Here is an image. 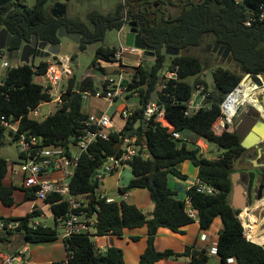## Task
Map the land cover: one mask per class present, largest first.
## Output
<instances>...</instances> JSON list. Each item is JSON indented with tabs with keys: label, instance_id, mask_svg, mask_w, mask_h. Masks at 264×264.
<instances>
[{
	"label": "trees",
	"instance_id": "obj_1",
	"mask_svg": "<svg viewBox=\"0 0 264 264\" xmlns=\"http://www.w3.org/2000/svg\"><path fill=\"white\" fill-rule=\"evenodd\" d=\"M55 1L36 0L33 6H29L21 0H14L0 7V30L5 27L13 35V42L8 48L13 57H17L23 41L31 39L33 34L49 44L61 43L58 30L62 24H66L69 31L81 34L78 49L85 50L89 43L104 40L108 30H118L126 24L124 17L136 20L140 24L139 31L143 40L154 51L155 58L141 59L135 67L128 91L131 94L137 92L143 106L151 100L164 104L165 115L173 125V130L180 133L189 129L197 137L195 145L190 147L181 137H173L169 127L154 119H143L144 108H141L127 119L122 129L111 130L109 139L94 140L80 155L79 164L70 181L73 192L81 197L95 193L100 185L97 180L93 182L96 170L108 156L121 153L124 138L136 136L142 147L129 162L133 178L120 191L126 193L135 188H146L155 207L152 215L148 216L137 205L124 199L113 202L94 199L91 205L93 210L96 209V203L100 206L95 233L74 235L67 241L66 248L73 252L70 264H126L120 248L110 246L106 251L99 252L92 237L109 233L122 236L125 228L145 224L148 226V244L139 264H157L161 259L178 256H188L191 264H206L210 258L206 249L187 246L184 251L176 252L155 247L160 228L166 227L182 233L184 226L195 221L186 212V199L177 198V193L168 183L171 176L187 179V174L179 167L186 160L198 167V178L219 190L216 195H210L192 186L188 195L193 209L198 213L201 229H209L217 217L222 220L216 244L220 263L264 264V245L245 235L239 218L241 211L232 205L233 173L240 170L235 168V164L239 163L238 160L247 151L241 145L242 135L237 130H225L217 134L213 128L221 116L220 104L224 98L240 82L232 96L251 86L248 79L242 82L244 75L250 73L264 76V23L259 27H249L244 23L262 0H246L242 4H236L234 0H125L113 12L94 14V26L67 14L63 17L53 15L51 10ZM165 5L176 7V13L166 11ZM212 42L231 48L230 58L240 67V72L217 65L210 59L203 60L192 53L194 49ZM167 47L180 49L181 53L168 55ZM116 51V46L99 45L95 56L100 61L110 63L115 61ZM167 57L170 58L168 64ZM100 61L95 60V63L104 70ZM47 65L45 60L39 65L20 62L17 67H8L2 79L3 85H0V116L18 121L20 131L36 135L44 147L66 149L65 153L69 156L70 144L78 143L81 120L88 115L83 110V92L95 90L97 83L91 76L77 83L72 76L67 90L62 94L61 106L44 120H37L29 114V109L52 101L42 86L34 82L35 74L44 73ZM211 67L214 85L209 90L205 79L199 75ZM167 70L176 71V77L166 79L164 72ZM194 76L197 78L191 83L189 78ZM199 83H204L209 92L206 100L208 105L192 115H186L188 101ZM6 129L0 127V145L4 141ZM10 132L17 137L16 132L11 129ZM199 139L217 144L223 149L222 154L218 158L204 157L197 144ZM8 171V161L0 156V201L11 207L15 204L16 186L5 184ZM20 188L24 191L25 199H36L34 188ZM44 202L50 205L55 218L68 209L66 202L55 194L49 195ZM37 212L32 211L19 218L0 216V221H21L20 227L5 232L6 236L20 232L30 243L57 239V220L55 227L39 225L33 228L29 225L30 219L39 214ZM230 258H233L232 262H229ZM55 264L64 263L60 261Z\"/></svg>",
	"mask_w": 264,
	"mask_h": 264
},
{
	"label": "built area",
	"instance_id": "obj_2",
	"mask_svg": "<svg viewBox=\"0 0 264 264\" xmlns=\"http://www.w3.org/2000/svg\"><path fill=\"white\" fill-rule=\"evenodd\" d=\"M246 0H234L236 4H242ZM245 25L249 27H259L264 23V0L258 3L257 9L251 11L245 20ZM125 28L124 24L120 29H118V36L120 40V45L117 47V51L114 55V62L119 66L118 70L120 76L115 78H109L102 80L101 83L97 84L95 90H87L83 92V99H87L91 96L104 98L109 107H112L117 99H122L124 103L121 114L126 119L135 115L137 111L144 108L143 119L149 120L154 119L156 122H160L163 126L169 127L172 136L175 138H180V133L173 130V125L167 119L165 115L164 104L158 102L157 100H151L145 104V106L139 103H131L127 101L128 85L132 81L133 76L130 78L125 76L126 66L123 59L126 54L138 55L141 59L143 55V50L136 46L127 45L125 42ZM69 55H62L61 53L51 55L47 57L46 63L47 68L44 73L35 74L34 82L41 85L42 89L48 93L51 97L56 96V100L62 104V94L67 89H61L60 84L62 81L69 79L74 75L73 69L71 68L72 62ZM15 64H11L9 61L5 60L3 66L5 67H17L20 64L18 55L14 58ZM22 63V62H21ZM36 70V67L34 68ZM164 76L166 79L175 78L176 71H165ZM252 77L250 73L242 80L245 81L249 77ZM241 83V82H240ZM239 83V84H240ZM238 84V85H239ZM250 84H254L250 80ZM0 85H3V81L0 80ZM238 85L224 98L221 107V116L214 123L213 128L218 129L217 134L223 133V131L228 130L232 126L241 104L244 102L239 101L237 98L231 100L235 89ZM257 85V84H256ZM264 86V85H263ZM262 86V87H263ZM196 92L198 94V99H191L188 101L187 107L185 109L186 115H192L199 109L206 107L208 105L207 97L209 92L206 91V85L204 83H199L197 85ZM4 94L3 91H1ZM134 94H139L136 92ZM8 95V93H6ZM41 105V104H40ZM40 105L36 108H30L29 114H37ZM82 129L78 136V146L80 147V152L76 155H67L66 150L63 148H52L44 147L43 142L39 137L33 134H28L26 132L20 131V126L18 121H13L12 118H7L4 115L0 116V127H6L17 133V138L19 139L18 151L22 157V162L20 167H12V173H21L24 178V186L34 188L36 199L45 200L49 195L55 194L62 201L67 204V211L63 214L57 215L56 220L62 225L61 237L64 240L66 247L67 241L74 235L89 234L91 235L95 230L97 223V214L100 210V206L96 203V209L93 210L91 207L92 201L105 199L107 202L115 201L114 198L109 197L101 192L88 193L83 197L76 195L71 188V178L75 173L80 160V155L82 152L86 151L89 145L96 139H109L111 130L114 127V123L111 115L107 111H101L98 113L88 114L86 118L81 120ZM215 130V128H214ZM230 131V130H229ZM216 132V131H215ZM123 150L119 155L108 156L101 167H99L94 178L99 182L103 183L105 177L111 173L118 171L124 166L129 165V162L139 153L141 144L138 143L136 136L124 138ZM53 171H58L61 174L59 178H52L49 176ZM193 186H196L197 190L210 195H216L219 190L198 178ZM186 212L190 217L197 219L198 213L193 209L191 204V198L186 199ZM241 215V214H240ZM239 215V216H240ZM55 217V216H54ZM241 219V217H239ZM244 226V233L249 239H254L251 237L248 219L242 220ZM21 221H0V230L8 232L15 231L20 227ZM29 225L33 228H37L39 225L46 227L47 225L42 222H34L32 218L29 221ZM211 253L216 254V247L210 250ZM27 248H22L19 252L5 257L1 264H25ZM73 257V252L67 248L66 257L63 260L64 264H70V260ZM233 258L229 259L232 262Z\"/></svg>",
	"mask_w": 264,
	"mask_h": 264
},
{
	"label": "crops",
	"instance_id": "obj_3",
	"mask_svg": "<svg viewBox=\"0 0 264 264\" xmlns=\"http://www.w3.org/2000/svg\"><path fill=\"white\" fill-rule=\"evenodd\" d=\"M62 2H65V0H63ZM118 67L119 66H117L116 68L118 69ZM127 101L136 103L138 105L140 103V97L137 94L130 93L127 94ZM123 105V102L119 105V113L121 112ZM85 112L87 114L97 113L94 111ZM113 129H116V127H113ZM118 129L120 130L122 129V127ZM197 144L200 146L201 152L202 148H206V144L202 139H199L197 141ZM179 167L183 173L187 174V179L183 180L171 176L169 177L168 183L169 187L177 193V198L187 199L189 197V189L195 184L198 179V167L189 160L182 162ZM49 176L52 178H59L61 177V174L58 171H53L49 174ZM132 178L133 173L131 166H124L118 171L111 173L105 177L103 183L101 184L100 192L114 198L115 200L124 199L128 203L135 204L145 213H153L155 203L151 199L149 191L146 188H135L129 190L126 193H121L120 188L128 185ZM22 180V184L20 186H16V189L14 190L15 204L13 206L7 207L0 201V216L6 218H19L31 213L32 211H38V215H44L46 218L54 216L50 205L45 203L44 200L25 199L24 191L20 188L21 186L25 187L23 176ZM13 181L14 176L13 174H11V172L9 175L8 171L4 182L7 185H14ZM15 191L21 192L18 197L16 196ZM117 192H119L118 196L113 195V193ZM256 207V211L264 212V203L256 205ZM252 209L247 211V219H250V216L255 213V209H253V211ZM254 216L259 220L260 230L264 231V214H260L259 216L254 214ZM255 217H253L252 219V224L256 226L255 222L257 220ZM34 222L41 221L37 220ZM221 228L222 220L219 217L215 218L213 224L209 229H201L198 219H195V221H193L192 223L184 226V232L182 233L174 232L169 228L162 227L160 228L156 236L155 247L158 250L173 249L176 252L184 251L187 246H192L199 250L206 249L209 255L211 257L213 256L208 260L206 264H221L218 255L210 252L212 248L216 247L218 234ZM93 233H95V230L93 231ZM93 237L96 248L99 252H104L108 247L115 246L123 251V257L126 264H139L140 257L145 251L148 244V226L145 224L139 227L125 228L122 236H117L109 233L105 235H94ZM250 240L264 245V241L260 242L254 239ZM22 248H27L25 264H55L57 262L63 261L67 253L66 244L62 237H58L53 241L30 243L25 240L23 234L20 235L15 233L12 236H6L5 231L0 230V264L5 257L19 252ZM157 264H191V260L188 256H178L161 259L157 262Z\"/></svg>",
	"mask_w": 264,
	"mask_h": 264
},
{
	"label": "rangeland",
	"instance_id": "obj_4",
	"mask_svg": "<svg viewBox=\"0 0 264 264\" xmlns=\"http://www.w3.org/2000/svg\"><path fill=\"white\" fill-rule=\"evenodd\" d=\"M23 3L29 5V6H33L34 3L36 2V0H21ZM61 1V0H60ZM63 1V0H62ZM125 0H69L67 1L68 4V10H67V15L72 17H78L81 20H83L84 22H86L89 26H94L95 23L92 22V16L94 14H107L110 12H113L116 7L124 2ZM164 9H166V11L168 10V12L170 13H176V7L170 6V5H165ZM128 27V24H127ZM127 30H129V27L127 28ZM99 45H105V46H110V47H118L120 45V40H119V36H118V30L117 29H110L106 32L105 35V39L99 42H93V43H89L87 45V48L85 50H80L78 49L77 51H74L73 53H69L68 52V48H69V40L67 38H61V54L62 55H69L70 57H74L73 59H75L77 61V65L72 64L71 68L73 69L74 72V77L76 78L77 83L79 81H81L83 78H85L86 76H91L97 84L101 83L102 80L105 79H109V78H115L117 79L120 76L119 70L116 68L118 65L115 63H109V62H105V61H100V59L96 58V50L98 48ZM205 46H201L199 48H196L192 51V53L200 56L203 60H207L210 59L212 60V62H216L215 64H221L223 67L225 68H229L233 71L236 72H240V67L232 60V59H228V61H224L221 62L220 60L216 61L214 57H212L211 55H207L206 52H204L202 49ZM181 53V51H180ZM15 57V56H14ZM14 57L11 55L10 51L8 49H4L0 52V80H2L3 78H5L8 67L3 66V62L5 60L9 61L11 64H15L17 62L14 61ZM144 56H141V59H143ZM47 59V57H40L37 56L35 57L31 62H33L35 65H39L42 61H45ZM140 57L138 55H134V54H126L123 62L124 64L127 66L126 67V74L125 76L127 78H130L131 75H133L135 67L140 63L141 61ZM146 59V58H145ZM147 59H151V58H147ZM95 60L100 61L101 65L104 67V70H102L99 67V64L95 63ZM152 61V60H151ZM170 62V58L167 57L166 63L168 64ZM119 68V67H118ZM213 67L211 68H206L204 69V71L199 75L201 78H204L206 83L209 86V90L213 87L214 85V79H213ZM247 76V74L244 75L243 79ZM262 80L264 81V76L259 75ZM197 77H190L189 81L191 83H194L195 79ZM35 79V77H34ZM242 79V80H243ZM248 80L254 84H251V86L253 87H257V88H261V90L264 92L263 87H260L255 81L252 80L251 76L248 78ZM68 81L64 80L61 82L60 84V88L61 89H67L68 87ZM257 84V85H256ZM256 92V91H255ZM257 96H255V102L252 101H244V102H248V105L244 108L243 105L241 104L240 109L238 111V115L241 116L243 115L247 110L250 111H255V110H259L261 112H264V95L262 94H255ZM198 94L196 92V90L193 92L192 95V99H198ZM233 96L230 97V99L232 100ZM260 102V103H259ZM122 103V99H117L114 102V106L109 108V104L108 102L104 99V98H99V97H95V96H91L87 99H83V110L84 111H94V112H101V110H106L112 117L113 123H114V127H116V129L114 130H119L118 128L120 127H124L126 124L127 119L125 117H123V115L121 114V112L119 113L118 111V107L119 105ZM60 107V103L56 100V96H52V101L50 102H43L40 105V109L38 111L37 114L32 113L31 115L37 119V120H44L49 114L55 112L58 108ZM258 121H261L260 119H258ZM215 131L217 133L218 129L216 127ZM113 130V129H112ZM230 131L233 130H237V127L235 126V122H233L232 126L229 127ZM248 129H245L242 131V138L244 137V135L248 132ZM180 136L182 139L187 141V144L190 147H193L195 145V141L197 139L196 134L189 130V129H185L180 131ZM203 142L206 144V148H202V155L204 157L207 158H218L222 152L223 149L218 146L215 143L212 142H208L205 141L204 139H202ZM18 144H19V139L17 137L14 136V134H12L10 132V129H6V133H5V138L3 143L0 145V156L2 158H5L8 163H9V175L10 172L12 173L11 167L14 166L15 168L20 167V163L22 162V157L20 156V153L18 151ZM124 145V144H123ZM69 151L71 153V155H76L80 152V147L78 146V144L75 143H71L70 147H69ZM245 167L246 169L249 168V164L248 163H244V164H239L237 162V164H235V168H243ZM14 176V185L15 186H20L22 184V174H13ZM102 184V183H101ZM101 184L99 185V187L97 188V192H100L101 190ZM16 196L18 197L19 194L21 193L20 191H15ZM119 192L117 193H113V195L118 196ZM261 203H264V197L260 200H255L252 202V204H249L247 208H245L243 210V212L241 213L240 217L244 218L247 217L248 213L247 211H249L250 209H255V215L259 216L260 214H264V212H260V211H256V205H260ZM252 209V211H253ZM246 210V212H245ZM254 214H252L251 220L253 219ZM257 218V217H255ZM41 221L42 223L48 225V226H56V219L54 216H50L49 218H46L44 215H36L33 217V221ZM249 218H248V222H249ZM258 220V219H257ZM57 229L59 232V237H61V234L63 232L62 230V225L60 222H58L57 225ZM258 232H257V241L263 242L264 241V231L260 230V226H259V220H258ZM17 234H22L20 232H18ZM92 239L94 240V237H92ZM213 257V256H212ZM210 256L209 259L212 258Z\"/></svg>",
	"mask_w": 264,
	"mask_h": 264
},
{
	"label": "water",
	"instance_id": "obj_5",
	"mask_svg": "<svg viewBox=\"0 0 264 264\" xmlns=\"http://www.w3.org/2000/svg\"><path fill=\"white\" fill-rule=\"evenodd\" d=\"M13 0H0V7L6 5L7 3ZM16 1V0H15ZM52 13L55 16H64L67 13V4L60 0H57L54 3L52 8ZM124 19L127 20L126 17ZM128 22V20H127ZM139 24L136 20H130L129 22V30L125 34V42L127 45L136 46L143 50L144 58H155V53L152 51L145 41L143 40L142 34L139 32ZM58 36L60 38H67L69 40V48L68 52L73 53L78 50V44L80 43L81 34L78 32H71L67 29L66 24H62L58 30ZM13 42V35L7 30V28H2L0 30V51L4 49H8ZM213 49L214 53L222 54L223 57H227L231 52V48L229 46H225L216 42L215 44H208L204 50ZM61 53V43L58 44H49L45 41H41L38 39L36 34H33L31 39L25 40L22 43L21 49L18 52V58L20 62L31 63V61L37 57H50L51 55ZM166 54L171 56H176L180 54V49L166 48ZM72 64L77 65V61L75 59H71ZM252 80L255 81L260 87L264 85V81L259 75H252ZM248 105V102L243 103V107L245 108ZM252 128L244 135L241 140V145L245 149H250L253 146L258 145L264 139V118L261 121H252ZM124 143V139L122 140V144ZM66 150V149H65ZM245 172H234L233 173V196H232V205L235 209L240 210V214L242 211L248 207L249 204L253 202L252 196V188L254 185V173L251 174V178L248 184H244L241 182L240 178ZM95 181L93 175V182ZM263 197L262 192L260 191L258 194V199ZM148 216L152 215V212L146 213Z\"/></svg>",
	"mask_w": 264,
	"mask_h": 264
},
{
	"label": "flooded vegetation",
	"instance_id": "obj_6",
	"mask_svg": "<svg viewBox=\"0 0 264 264\" xmlns=\"http://www.w3.org/2000/svg\"><path fill=\"white\" fill-rule=\"evenodd\" d=\"M127 20H128V22L126 23V28H125V32H124L125 34L128 31L127 28L129 27V22H130L131 18H127ZM127 24H128V27H127ZM138 27L140 30V28H141L140 24ZM215 43L216 42L207 43L204 45L205 47L203 49H205L208 44H215ZM204 52H206L207 55H211L212 57H214L216 61L220 60L221 62L228 61V59L230 58V53H231L230 52L229 55L225 58V57H223L222 54L219 55L218 53H214L213 49L204 50ZM251 88H254V92L256 91L255 94H259V92H260V94H264V92H262V90L260 88H257V87H251ZM263 118H264V112H261L258 109L255 111L247 110L243 115H241V116L237 115L234 122H235V126L237 127V131L240 134H242L243 130L248 129V128L250 130L252 128V126H253L252 121L253 120L258 121V119L263 120ZM238 161L241 164H244V163L249 164L248 169L243 167L239 170V172H245L241 176L240 180H241V182H243L244 184L247 185L250 178H251V174L254 173V175H255L254 185L252 188L253 201L260 200V199H258V194L260 191L262 192L263 197H264V139L258 145L253 146L250 149H247V151L244 153L243 157L240 158Z\"/></svg>",
	"mask_w": 264,
	"mask_h": 264
},
{
	"label": "bare ground",
	"instance_id": "obj_7",
	"mask_svg": "<svg viewBox=\"0 0 264 264\" xmlns=\"http://www.w3.org/2000/svg\"><path fill=\"white\" fill-rule=\"evenodd\" d=\"M251 87H253V86H250V87H248L249 89L246 88L241 93L234 95L232 100H235L237 98L241 102H244V101L255 102V101H257V100H255L256 95L254 92V88H251ZM263 89H264V87H263ZM262 95H264V94H262ZM256 98H257V96H256ZM245 218H247V217H245ZM244 219H242V220H244ZM256 220H257V218H256ZM249 221H250V223H249L250 233L249 234L251 235V237L254 238V240H256L257 239V232H258V228H257L258 227V220L256 221V226L252 224L253 221L251 220V217H250Z\"/></svg>",
	"mask_w": 264,
	"mask_h": 264
}]
</instances>
